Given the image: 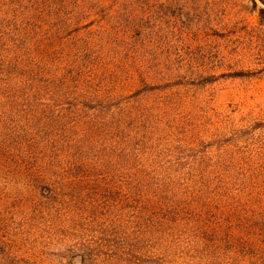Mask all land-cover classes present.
Segmentation results:
<instances>
[{
    "label": "rangeland",
    "instance_id": "374dc122",
    "mask_svg": "<svg viewBox=\"0 0 264 264\" xmlns=\"http://www.w3.org/2000/svg\"><path fill=\"white\" fill-rule=\"evenodd\" d=\"M261 8L0 0V264H233L189 232L135 245L130 195L135 172H185L238 130L264 157ZM263 188L245 192L248 264Z\"/></svg>",
    "mask_w": 264,
    "mask_h": 264
},
{
    "label": "trees",
    "instance_id": "16d2710c",
    "mask_svg": "<svg viewBox=\"0 0 264 264\" xmlns=\"http://www.w3.org/2000/svg\"><path fill=\"white\" fill-rule=\"evenodd\" d=\"M258 1L264 6V0ZM260 12L264 16L263 8ZM121 103L118 100L113 106ZM239 138L238 130L226 145H220L219 153L202 151L185 172H135L130 195L135 245L145 236L155 239L162 229L177 235L189 232L187 244L201 242L206 257L216 259L229 252L233 264L254 262L244 258L250 249L254 258L258 239L254 227L245 222L243 207L247 190H253L250 198L254 199L256 186L264 187L258 177L264 178V157ZM261 234L264 237V228Z\"/></svg>",
    "mask_w": 264,
    "mask_h": 264
}]
</instances>
